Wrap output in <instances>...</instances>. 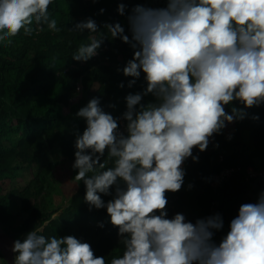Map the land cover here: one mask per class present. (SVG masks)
<instances>
[{
    "label": "clouds",
    "instance_id": "9594fccd",
    "mask_svg": "<svg viewBox=\"0 0 264 264\" xmlns=\"http://www.w3.org/2000/svg\"><path fill=\"white\" fill-rule=\"evenodd\" d=\"M52 3L0 0V41L10 42L21 29L30 34L33 21L59 31L50 18ZM125 7L119 3L116 10L123 15ZM126 21L128 34L119 22L104 25L111 38L133 49L117 71L131 77L129 87L143 73L146 86L124 97V132L120 118L105 111L98 97L78 109L85 127L75 136L71 165L74 178L83 181L89 209L104 208L123 243L122 254L107 264H264V190L255 202L240 204L218 242L213 236L223 227L219 212L193 222L181 212L169 217L165 207V191L175 192L184 182L182 163L189 156L197 160L193 147L205 150L226 123L264 103V0L135 4ZM68 30L90 33L72 52L75 61L95 56L105 38L91 17ZM148 94L154 101L141 103ZM12 251L13 264H106L88 242L45 236L40 229L14 240Z\"/></svg>",
    "mask_w": 264,
    "mask_h": 264
},
{
    "label": "trees",
    "instance_id": "16d2710c",
    "mask_svg": "<svg viewBox=\"0 0 264 264\" xmlns=\"http://www.w3.org/2000/svg\"><path fill=\"white\" fill-rule=\"evenodd\" d=\"M119 3L126 5L123 15L116 10ZM135 4L160 7L165 0H53L49 14L59 31L33 21L30 34L21 29L8 38L10 42L0 41V223L13 240L40 229L45 236L73 235L88 242L106 264L122 254L117 228L104 208L89 209L83 181L74 178L76 169L71 165L75 136L85 127L84 119L76 116L78 109L98 97L105 111L120 118L124 97L146 86L143 73L129 87L131 77L117 71L132 58L133 49L119 37L111 38L104 28L105 23L119 22L128 34L126 16ZM88 17L105 38L98 56L83 63L71 54L90 33L68 29ZM78 82L83 85L81 93ZM121 82L123 87L118 86ZM153 101L148 94L141 103ZM231 104L243 107L237 101ZM225 111L230 112V106ZM255 114L259 119L251 118ZM213 137V145L193 154L197 160L186 158L182 163L184 182L175 192L165 191V207L169 217L181 212L193 222L219 212L223 227L213 236L218 242L240 204L255 202L264 190V177L248 173L250 167L264 169V103L246 109L245 118L226 123ZM110 165L108 161L106 167ZM231 168L232 173L214 187L213 174Z\"/></svg>",
    "mask_w": 264,
    "mask_h": 264
},
{
    "label": "built area",
    "instance_id": "2783aa9c",
    "mask_svg": "<svg viewBox=\"0 0 264 264\" xmlns=\"http://www.w3.org/2000/svg\"><path fill=\"white\" fill-rule=\"evenodd\" d=\"M98 54L99 53L97 51V54L95 55V57L98 56ZM82 88H83L82 83L81 82H78L77 83V91L79 93H81ZM125 124H126V121L121 116L120 119L118 120V127L120 128V130L122 132L125 131ZM214 139H215L214 137H212L210 139L209 144L207 145L206 149H208L209 146H211V145L214 144V142H215ZM195 152H199V150H197L195 147H193V149H192V155ZM190 158H191V156H189L187 159H190ZM222 159H223V157H220V160H222ZM232 170H233V168H231V169H224V170H221L219 173L218 172L214 173L213 176H212V185L214 187H218L222 183V181L225 179V177H228L232 173ZM248 173H249V176L250 177H256L257 175H260V176L264 177V169H262L261 171L258 172L253 167H250L248 169ZM1 237H2V235H0V238Z\"/></svg>",
    "mask_w": 264,
    "mask_h": 264
},
{
    "label": "rangeland",
    "instance_id": "374dc122",
    "mask_svg": "<svg viewBox=\"0 0 264 264\" xmlns=\"http://www.w3.org/2000/svg\"><path fill=\"white\" fill-rule=\"evenodd\" d=\"M31 177V173L26 174V178H25V182L27 183V181L30 179ZM64 205H67V202L64 203ZM61 213V211L59 213H57L55 216H58ZM12 245H13V239L7 235L4 236L3 239V245L0 243V260H2V255L5 257L7 256V261L9 263H13V251H12Z\"/></svg>",
    "mask_w": 264,
    "mask_h": 264
},
{
    "label": "crops",
    "instance_id": "0c3cea01",
    "mask_svg": "<svg viewBox=\"0 0 264 264\" xmlns=\"http://www.w3.org/2000/svg\"><path fill=\"white\" fill-rule=\"evenodd\" d=\"M182 166V165H181ZM6 237H7V235H5ZM12 238V237H11ZM3 239H4V236L2 235V237L0 238V243L3 245ZM14 241V240H13ZM7 256H3L2 255V260H0V264H2L3 263V261L4 260H6L7 261V258H6ZM8 262V261H7ZM9 264H11V263H9ZM13 264V263H12Z\"/></svg>",
    "mask_w": 264,
    "mask_h": 264
},
{
    "label": "water",
    "instance_id": "95a60500",
    "mask_svg": "<svg viewBox=\"0 0 264 264\" xmlns=\"http://www.w3.org/2000/svg\"><path fill=\"white\" fill-rule=\"evenodd\" d=\"M7 235V233H6V230H5V228L2 226V224L0 223V235Z\"/></svg>",
    "mask_w": 264,
    "mask_h": 264
},
{
    "label": "bare ground",
    "instance_id": "6f19581e",
    "mask_svg": "<svg viewBox=\"0 0 264 264\" xmlns=\"http://www.w3.org/2000/svg\"><path fill=\"white\" fill-rule=\"evenodd\" d=\"M3 235V234H2ZM3 236H5V235H3Z\"/></svg>",
    "mask_w": 264,
    "mask_h": 264
}]
</instances>
